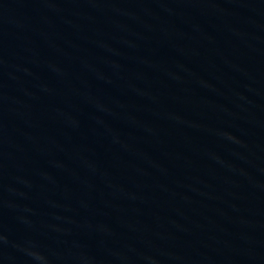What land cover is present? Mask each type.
<instances>
[{
    "label": "water",
    "instance_id": "1",
    "mask_svg": "<svg viewBox=\"0 0 264 264\" xmlns=\"http://www.w3.org/2000/svg\"><path fill=\"white\" fill-rule=\"evenodd\" d=\"M0 264H264V0H0Z\"/></svg>",
    "mask_w": 264,
    "mask_h": 264
}]
</instances>
